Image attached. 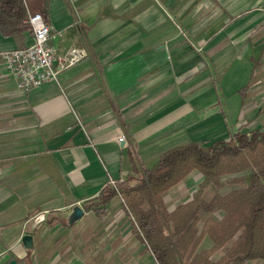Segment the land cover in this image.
I'll list each match as a JSON object with an SVG mask.
<instances>
[{
	"label": "crops",
	"instance_id": "1",
	"mask_svg": "<svg viewBox=\"0 0 264 264\" xmlns=\"http://www.w3.org/2000/svg\"><path fill=\"white\" fill-rule=\"evenodd\" d=\"M29 2L56 54L87 56L27 92L0 68V264H157L122 201L99 215L98 195L171 148L264 125V0ZM31 43L29 26L0 33V52ZM201 178L163 202H189Z\"/></svg>",
	"mask_w": 264,
	"mask_h": 264
},
{
	"label": "trees",
	"instance_id": "2",
	"mask_svg": "<svg viewBox=\"0 0 264 264\" xmlns=\"http://www.w3.org/2000/svg\"><path fill=\"white\" fill-rule=\"evenodd\" d=\"M30 0H0V33L21 34ZM41 11H40V13ZM264 114V103L258 115ZM202 176L192 199L166 209L163 196L192 173ZM231 189L221 194L220 190ZM207 188L214 192L204 197ZM119 198L125 215L157 264H247L264 261V125L238 130L208 146L189 143L163 152L151 168L105 185L99 215ZM215 214H221L219 219ZM204 238L212 246L201 249Z\"/></svg>",
	"mask_w": 264,
	"mask_h": 264
},
{
	"label": "built area",
	"instance_id": "3",
	"mask_svg": "<svg viewBox=\"0 0 264 264\" xmlns=\"http://www.w3.org/2000/svg\"><path fill=\"white\" fill-rule=\"evenodd\" d=\"M25 23L29 26L32 43L25 48L0 52V68L11 75L18 90L27 92L48 82L58 83L62 70L83 60L84 50L71 48L63 54H56L49 45L51 30L39 13H28ZM125 135L118 137V143H125ZM108 185L115 187V181Z\"/></svg>",
	"mask_w": 264,
	"mask_h": 264
},
{
	"label": "rangeland",
	"instance_id": "4",
	"mask_svg": "<svg viewBox=\"0 0 264 264\" xmlns=\"http://www.w3.org/2000/svg\"><path fill=\"white\" fill-rule=\"evenodd\" d=\"M239 125H238V127H239V129L238 130H240V129H244L245 128V126H244V124H245V122L244 121H241L240 123H238ZM257 127V125H254V126H252L250 129H252V128H256ZM191 176H201L200 174H198L197 172H194V173H192L191 174ZM202 179V178H201ZM231 189V187H226L225 189H221L220 190V193L221 194H224V193H226V192H228L229 190ZM194 190H197V188L196 189H194ZM192 191V190H191ZM213 192H214V190L212 189H210V188H207L206 190H205V192H204V197L205 198H210L211 196H212V194H213ZM188 198V193L186 194V196L185 197H183V195L180 197V198H177V197H174V199H172V197H168V199L165 201V202H163L164 203V205H165V207H166V209L167 210H171L174 206H176L178 203H180V202H183L184 200H186ZM214 217L216 218V219H219L220 217H221V214H215L214 215Z\"/></svg>",
	"mask_w": 264,
	"mask_h": 264
},
{
	"label": "water",
	"instance_id": "5",
	"mask_svg": "<svg viewBox=\"0 0 264 264\" xmlns=\"http://www.w3.org/2000/svg\"><path fill=\"white\" fill-rule=\"evenodd\" d=\"M81 215H82V211H81L80 209H78V208H75V209L73 210V213H72L71 217H72V218H76V217H79V216H81ZM21 241H22V243H23V245H24V247H25L26 249H30V248H31V246H32V239H31L30 236H28V235H24V236L21 238ZM7 264H17V263H16L15 260H11V261H9Z\"/></svg>",
	"mask_w": 264,
	"mask_h": 264
},
{
	"label": "clouds",
	"instance_id": "6",
	"mask_svg": "<svg viewBox=\"0 0 264 264\" xmlns=\"http://www.w3.org/2000/svg\"><path fill=\"white\" fill-rule=\"evenodd\" d=\"M39 219H40V220H43V219H44V216H43V215H41V216L39 217Z\"/></svg>",
	"mask_w": 264,
	"mask_h": 264
}]
</instances>
